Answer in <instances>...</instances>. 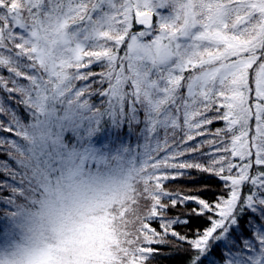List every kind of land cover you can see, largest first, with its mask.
Here are the masks:
<instances>
[{"label":"snow or ice","instance_id":"snow-or-ice-1","mask_svg":"<svg viewBox=\"0 0 264 264\" xmlns=\"http://www.w3.org/2000/svg\"><path fill=\"white\" fill-rule=\"evenodd\" d=\"M0 67V264H264V0H0Z\"/></svg>","mask_w":264,"mask_h":264},{"label":"trees","instance_id":"trees-1","mask_svg":"<svg viewBox=\"0 0 264 264\" xmlns=\"http://www.w3.org/2000/svg\"><path fill=\"white\" fill-rule=\"evenodd\" d=\"M155 21V17H154ZM93 71H99V66L95 65L92 67ZM0 74L4 75L7 77L9 75L7 69L0 67ZM26 82V81H22ZM183 91V90H182ZM99 97H92V102L93 103H98L99 102ZM7 100L6 96H4L3 92L0 91V102H3ZM7 103L11 105L12 108L16 109L19 113V115L25 120H28L27 114L24 112V109L20 106H17L14 101L12 100H7ZM8 117L4 115H0V120H5L7 121ZM223 127V122H216L211 125L212 130H215L217 128ZM123 131H126L124 129ZM9 135V134H5ZM124 139L126 141H131L133 144L136 143V138L135 136H125ZM199 139V138H198ZM106 142L104 139V134H102L99 138H97V146H100V144ZM6 157L0 155V161L5 160ZM194 176L197 177L195 185L190 184L186 181H177L174 183H170L168 187L170 189H179V188H184V189H190L193 187H200V186H207L208 191L200 193V195L209 200H215L218 194L222 193V188L221 184L218 180H216L214 177L209 176L208 174H197L193 173ZM191 207V205L189 206ZM8 210H12L9 206ZM4 211V208L0 207V234L3 235V225L7 223V218L2 215ZM177 211H182V209H178ZM171 214V213H170ZM153 226L158 228V224H154ZM204 221L203 220H193L187 227H180L177 230L181 231L182 233L187 232L190 233L192 230L200 227H204ZM4 236V235H3ZM5 238V237H4ZM4 239H1L0 242H2ZM156 247L159 248V253L155 255L154 258H152L149 262V264H187L188 257L184 254L183 249L181 248H175L169 245H156ZM217 257L209 255L206 260L205 264H216Z\"/></svg>","mask_w":264,"mask_h":264},{"label":"clouds","instance_id":"clouds-1","mask_svg":"<svg viewBox=\"0 0 264 264\" xmlns=\"http://www.w3.org/2000/svg\"><path fill=\"white\" fill-rule=\"evenodd\" d=\"M16 240L13 239V240H9V241H6L4 244H0V251H11V248H10V245L15 243Z\"/></svg>","mask_w":264,"mask_h":264},{"label":"rangeland","instance_id":"rangeland-1","mask_svg":"<svg viewBox=\"0 0 264 264\" xmlns=\"http://www.w3.org/2000/svg\"><path fill=\"white\" fill-rule=\"evenodd\" d=\"M253 123H254V121H253ZM1 239H4V236L2 234H0V240Z\"/></svg>","mask_w":264,"mask_h":264}]
</instances>
